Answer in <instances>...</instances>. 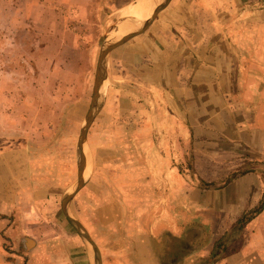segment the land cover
Instances as JSON below:
<instances>
[{
    "label": "crops",
    "instance_id": "1",
    "mask_svg": "<svg viewBox=\"0 0 264 264\" xmlns=\"http://www.w3.org/2000/svg\"><path fill=\"white\" fill-rule=\"evenodd\" d=\"M156 20L157 28L133 37L128 41L131 46L127 42L110 57L117 56L112 67H118L120 75L124 69L126 84L123 90L107 92L90 129L103 118L97 127L100 131L95 132L99 135L96 145L114 147L117 153L96 162L93 170L97 179L111 163L116 167L109 176L111 197L119 189L111 174L125 168L129 171L130 183L120 189L129 194L135 186L131 195L142 201L133 205V212L142 214L143 228L150 227L152 215L161 210V203L151 204L150 199H168V210L164 207L163 212L173 220L158 219L153 228L167 231L164 243L158 241L155 246L173 259L164 260L162 254L155 253L148 260L150 264H180L188 250V257L198 260L208 258L214 248L210 240L193 245L169 232L181 226L182 197L196 192L192 187L183 188L187 179L192 181L191 174L206 185L226 183L216 189L214 201L195 202L196 208L199 204L228 217L238 214V220L264 196V181L257 167L238 170L244 163L264 165V0H170ZM111 75L112 84L118 86L121 79ZM123 129L126 154L119 148ZM31 133L36 134L37 129ZM20 148L37 149L24 137L15 140L13 157L6 147L0 152V264H95L93 247L63 207L77 180V151L75 182L58 196L51 189L50 173H35L27 164L28 153L16 154ZM186 167L193 172L188 173ZM87 170L86 158L82 187ZM82 187L68 205L72 217ZM191 208L190 204L188 213L196 212ZM82 224L87 229L85 222ZM256 224L264 230V207L244 230ZM255 239L250 235L242 243L239 238L238 255L218 260V264H264V244ZM102 261L104 264L103 255Z\"/></svg>",
    "mask_w": 264,
    "mask_h": 264
},
{
    "label": "rangeland",
    "instance_id": "2",
    "mask_svg": "<svg viewBox=\"0 0 264 264\" xmlns=\"http://www.w3.org/2000/svg\"><path fill=\"white\" fill-rule=\"evenodd\" d=\"M137 1L140 0H0V152L6 147L9 149L8 154L13 157L15 140L28 138L37 149L29 152L20 148L16 154L27 152V164L30 163L35 173H50L53 181L51 189L55 195H63L76 179V146L91 105L99 54L109 43L119 38L116 23L122 24L125 21L123 18L131 14ZM152 24L144 34L157 28L158 20L155 19ZM114 32L115 39H108ZM128 43L132 45L131 41ZM116 57L108 61L103 91L105 95L110 90H123L125 86L122 85L126 84L124 66L121 75L118 67H112ZM124 62L125 55L121 59V63ZM111 74L113 79H121L118 86L112 84ZM101 102L102 106L103 97ZM101 120L104 119L99 117L90 129V139L86 146L90 168L87 170L83 191L74 203L77 210L74 217L81 222L84 220L102 251L104 264H150L148 258L152 259L155 253L162 254L164 260H172L168 252L162 253V248L157 251L158 247L155 246L158 241L164 243L163 233L167 231L153 228L158 219L167 222L173 220L172 215L163 212L164 207L168 210V199H150L151 204L159 201L161 210L159 214L152 215L150 227L143 228L142 214L133 212V205L141 204L142 201L141 198L133 199L131 195L132 187L135 186H131L129 194L120 189L130 183L129 171L124 167V170L111 174L113 185L119 188L113 192V197L110 196L109 176L116 167L111 163V167H105L102 176L100 174L97 179L94 177V164L102 163L104 158L109 160L110 156L117 153L114 147L104 149V146L96 145L99 135L95 132L100 131L97 127L103 124ZM32 129H37V133H31ZM124 130L119 138V148L126 154L127 137ZM216 139L221 142V139ZM188 157L187 163L193 154ZM121 158H125L124 155ZM236 158L239 159V156ZM248 165L244 163L238 170L257 167L264 181V165ZM191 178L192 181L186 178L187 184L183 188L192 187V191L196 192H192V197L188 192L182 197L181 226L169 232L193 245L208 243L209 240L215 245L219 239H223L225 248L219 261L238 255L239 244L247 241L250 235L257 238L256 243L264 244L261 224L249 230H244V227L242 230L235 228L245 215L249 217L248 214L237 220L238 214H230L228 217L225 213H214L199 204L196 208L195 202L202 204L214 201L216 189L225 185V182L206 185L193 174ZM190 204L192 211L196 210L192 214L188 213ZM241 237L242 241L239 242ZM166 238L171 239L169 236ZM189 255V250L183 253L180 264H205L207 259L192 260ZM216 262L218 264V260Z\"/></svg>",
    "mask_w": 264,
    "mask_h": 264
},
{
    "label": "water",
    "instance_id": "3",
    "mask_svg": "<svg viewBox=\"0 0 264 264\" xmlns=\"http://www.w3.org/2000/svg\"><path fill=\"white\" fill-rule=\"evenodd\" d=\"M170 0H154L153 4V13L140 25L139 28H136L132 31L121 33L119 35V38L109 43L99 54L97 65H96V72H95V79H94V89L91 99V105L87 113V117L85 120L84 125L81 128L78 141H77V180L76 183L73 185L71 191L69 194H67L63 200V207L66 215L70 219V221L74 224L79 234L82 236V238L86 241L88 245H91L94 249L95 253V264H103L102 261V255L101 250L97 243L94 241L92 236L90 235L89 231L86 229V227L77 219L70 216L68 213V205L70 201L72 200L73 196L79 191V189L84 185L85 178H84V169H85V162H86V143H87V137L89 133V129L91 124L93 123V120L97 113L99 112L101 108V98L105 96L103 93L105 89V73L108 65V61L112 55L120 51L126 43L131 40L133 37L143 33L146 31L149 26L152 24V22L156 19L159 12L164 9ZM128 16H126L125 19H127ZM124 19V20H125ZM120 24L119 22L116 23V29L119 30Z\"/></svg>",
    "mask_w": 264,
    "mask_h": 264
},
{
    "label": "bare ground",
    "instance_id": "4",
    "mask_svg": "<svg viewBox=\"0 0 264 264\" xmlns=\"http://www.w3.org/2000/svg\"><path fill=\"white\" fill-rule=\"evenodd\" d=\"M137 2L138 3L135 4L136 6L133 5V6H135V8L131 12V14H129L127 12L129 14V15L128 14L127 15L129 17H132V16H134V17L133 18H129L128 17L127 19L123 18V19H125V21L123 20L124 22H122V24H120V26L118 27L119 28V30L117 32L118 34H121L122 32L126 33V32H129V31H132V30H134L136 28H139L140 25L153 13L154 0H140V1H137ZM150 3H151V5H150ZM130 9H132V7ZM130 9H129V11H130ZM122 13L124 14V11H122ZM142 13H143V15H139V14H142ZM135 15H138V16H135ZM115 37H116V33L114 32L113 34L108 36V39L114 40ZM88 171H89V169H88Z\"/></svg>",
    "mask_w": 264,
    "mask_h": 264
},
{
    "label": "trees",
    "instance_id": "5",
    "mask_svg": "<svg viewBox=\"0 0 264 264\" xmlns=\"http://www.w3.org/2000/svg\"><path fill=\"white\" fill-rule=\"evenodd\" d=\"M263 207H264V196L263 199L261 200V203L247 213L249 217H246V215L245 217L243 216L244 218L238 225L235 226V228L237 227L239 230H242L246 222H248L257 214H259L263 209ZM223 243H224L223 239H219L215 243L213 251L211 252L210 256L206 259L205 264H215V262L221 258L223 249L225 248V245Z\"/></svg>",
    "mask_w": 264,
    "mask_h": 264
}]
</instances>
